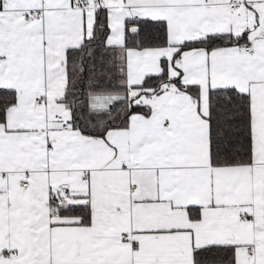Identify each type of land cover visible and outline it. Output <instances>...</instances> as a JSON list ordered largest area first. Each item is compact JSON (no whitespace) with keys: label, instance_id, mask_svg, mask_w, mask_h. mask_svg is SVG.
<instances>
[{"label":"snow or ice","instance_id":"obj_1","mask_svg":"<svg viewBox=\"0 0 264 264\" xmlns=\"http://www.w3.org/2000/svg\"><path fill=\"white\" fill-rule=\"evenodd\" d=\"M0 264H264V0H0Z\"/></svg>","mask_w":264,"mask_h":264}]
</instances>
